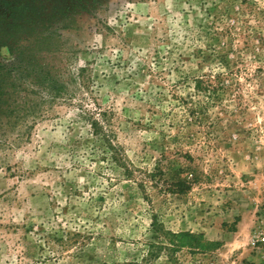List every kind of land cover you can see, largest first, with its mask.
I'll use <instances>...</instances> for the list:
<instances>
[{"label": "rangeland", "instance_id": "rangeland-1", "mask_svg": "<svg viewBox=\"0 0 264 264\" xmlns=\"http://www.w3.org/2000/svg\"><path fill=\"white\" fill-rule=\"evenodd\" d=\"M28 1L0 62L60 89L0 129V264H264V0Z\"/></svg>", "mask_w": 264, "mask_h": 264}, {"label": "trees", "instance_id": "trees-1", "mask_svg": "<svg viewBox=\"0 0 264 264\" xmlns=\"http://www.w3.org/2000/svg\"><path fill=\"white\" fill-rule=\"evenodd\" d=\"M33 0L28 1L23 6L16 8V11L24 10L31 12L30 5L35 8L32 3ZM57 0V11L66 12L71 11L79 3L80 0ZM62 4H64L62 6ZM36 11V10H35ZM33 14V11L31 12ZM44 40L47 39L43 38ZM13 59L9 64L0 62V129L5 128L8 125H17V121L24 122L26 116L30 113L33 107V103L30 98L26 96H18L19 92L23 91L29 93V88L39 87L47 92L51 97L59 94V81L55 74V78L52 77V72L46 70L40 63L39 59H35L33 56H29V52L26 49L15 48L11 50L9 48ZM57 76V77H56ZM25 88V89H22ZM175 185H184V181L178 180L174 182ZM182 188H177L180 191Z\"/></svg>", "mask_w": 264, "mask_h": 264}, {"label": "built area", "instance_id": "built-area-1", "mask_svg": "<svg viewBox=\"0 0 264 264\" xmlns=\"http://www.w3.org/2000/svg\"><path fill=\"white\" fill-rule=\"evenodd\" d=\"M263 222V220H261ZM253 243H262L264 244V225L262 226V228L256 232L254 239H253Z\"/></svg>", "mask_w": 264, "mask_h": 264}]
</instances>
